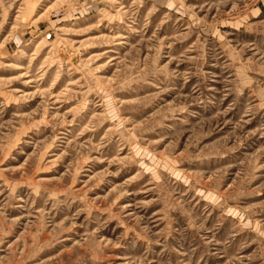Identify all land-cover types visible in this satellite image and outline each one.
<instances>
[{
  "label": "rangeland",
  "instance_id": "1",
  "mask_svg": "<svg viewBox=\"0 0 264 264\" xmlns=\"http://www.w3.org/2000/svg\"><path fill=\"white\" fill-rule=\"evenodd\" d=\"M0 264H264V0H0Z\"/></svg>",
  "mask_w": 264,
  "mask_h": 264
}]
</instances>
